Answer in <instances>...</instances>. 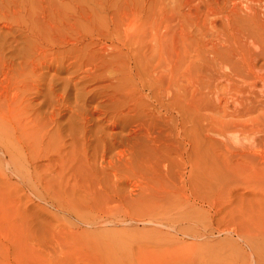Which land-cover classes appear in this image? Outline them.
<instances>
[{"label": "rangeland", "instance_id": "rangeland-1", "mask_svg": "<svg viewBox=\"0 0 264 264\" xmlns=\"http://www.w3.org/2000/svg\"><path fill=\"white\" fill-rule=\"evenodd\" d=\"M0 48V264H264V0H0Z\"/></svg>", "mask_w": 264, "mask_h": 264}, {"label": "bare ground", "instance_id": "bare-ground-1", "mask_svg": "<svg viewBox=\"0 0 264 264\" xmlns=\"http://www.w3.org/2000/svg\"><path fill=\"white\" fill-rule=\"evenodd\" d=\"M60 1V0H59ZM28 2V1H27ZM35 3H37V1L35 2ZM57 4V3H56ZM120 4V3H119ZM48 5V4H47ZM122 5V4H121ZM45 6V5H44ZM84 6V5H83ZM7 7V6H6ZM42 7V6H41ZM104 7V6H103ZM134 7V6H133ZM117 8V7H116ZM126 8V7H125ZM124 8V9H125ZM51 9V8H50ZM74 9V8H73ZM105 9V8H104ZM107 9V8H106ZM43 10V9H42ZM69 10H71V9H69ZM128 10V9H127ZM126 10V11H127ZM53 11H54V9H53ZM77 11V10H76ZM131 11H132V9H131ZM135 11V10H134ZM128 12H130V10L128 11ZM55 13V12H54ZM80 13V12H79ZM127 13V12H126ZM132 13V12H131ZM47 14H48V12H47ZM58 14V13H57ZM74 14V13H73ZM81 14V13H80ZM122 14H123V12H122ZM121 14V15H122ZM125 14V13H124ZM124 14H123V16H124ZM128 14H130V13H128ZM33 15V14H32ZM37 15V14H36ZM53 15H55V14H53ZM69 15V14H68ZM78 15V14H77ZM82 15V14H81ZM120 15V16H121ZM127 15V14H126ZM3 16V15H2ZM29 16V15H28ZM73 16H75V15H72V17H70V18H74ZM130 16V15H129ZM128 16V17H129ZM31 17V16H30ZM56 17H58V16H56ZM79 17V16H78ZM99 17V16H98ZM61 18V17H60ZM60 18L58 17V19L60 20ZM111 18V17H110ZM125 18H127L126 16H125ZM134 18V17H133ZM132 18V19H133ZM41 19V18H40ZM57 19V20H58ZM76 19V18H75ZM78 19V18H77ZM84 19V18H83ZM101 19V18H100ZM47 20V19H46ZM49 20V19H48ZM64 20V19H63ZM69 20V19H68ZM103 20V19H102ZM127 20V19H126ZM51 21L53 22V20L51 19ZM65 21V20H64ZM87 21V20H86ZM107 21V20H106ZM136 21V20H135ZM42 22V21H41ZM57 22H59V21H57ZM61 22V21H60ZM103 22H104V20H103ZM51 23V22H50ZM61 23H64V22H61ZM72 23V22H71ZM70 23V24H71ZM36 24V23H35ZM54 24V23H53ZM60 24V23H59ZM67 24V23H66ZM92 24V23H91ZM119 24V23H118ZM56 25V24H55ZM74 25H76V22H74ZM78 25V24H77ZM77 25L75 26V28H74V30H75V34H76V37H75V41H81V40H79V38H80V31H79V28L77 27ZM109 25H110V22H109ZM115 26V25H114ZM52 27H54V28H56L57 29V27H58V25L55 27V26H52ZM61 27V26H60ZM74 27V26H73ZM87 27V26H86ZM48 28V27H47ZM65 28V27H64ZM63 28V29H64ZM67 28H69V27H67ZM117 28V27H116ZM38 29V28H37ZM99 29V28H98ZM108 29V28H107ZM113 29V28H112ZM118 29V28H117ZM61 30V29H60ZM65 30V29H64ZM73 31V30H72ZM90 31V30H89ZM114 31V30H113ZM64 32V31H63ZM66 33H67V31H65ZM70 32V31H69ZM100 32V31H99ZM27 33H29V30H28V32ZM37 33V32H36ZM39 33V32H38ZM50 33V32H49ZM55 33V32H54ZM60 33V32H59ZM66 33H65V35H66ZM74 33V32H73ZM101 33H103V32H101ZM127 33V32H126ZM23 34V33H22ZM56 34V33H55ZM85 34V33H84ZM105 34V33H104ZM24 35V34H23ZM22 35V36H23ZM27 36H28V34H26ZM38 35V34H37ZM27 36H25V37H27ZM74 37V36H73ZM30 38H31V36H30ZM29 38V39H30ZM34 38V37H33ZM109 38V37H108ZM38 39L40 40V42L38 43V42H36L37 44H35L34 43V41L32 42V44H34L35 46H33V47H35L34 48V50L32 49L33 47H31L30 46V42H28V46H30L29 48L30 49H28V50H30V51H32L33 52V54H31V56H30V54H29V56L30 57H34V56H40V55H43V56H47V53L48 52H46L43 48H45V46H46V43H45V41H43V40H41V38L38 36ZM61 39V38H60ZM115 39V38H114ZM3 40H6L5 38L3 39ZM68 40V39H67ZM32 41V40H31ZM57 41V40H56ZM70 42V41H69ZM68 42V43H69ZM24 43V42H23ZM114 44V43H113ZM3 45V44H2ZM7 45V44H6ZM26 45V47L28 48V46ZM2 48V47H1ZM1 48H0V50H1ZM27 48H25L24 49V51L27 49ZM46 48H48L47 46H46ZM74 48V47H73ZM32 49V50H31ZM75 49V48H74ZM78 49V48H77ZM28 50L26 51V52H28ZM23 51V53H26V52H24ZM0 53H1V51H0ZM18 53H19V51H18ZM23 53H21L23 56L25 55V54H23ZM12 54V53H11ZM57 54V53H56ZM59 55V54H58ZM68 55V54H67ZM83 55V54H82ZM14 56V55H13ZM19 56V55H18ZM23 56H21V57H23ZM16 57H17V55H16ZM26 58H27V56H25ZM32 57V58H33ZM54 57V56H53ZM24 58V57H23ZM49 58V57H48ZM37 59V58H36ZM45 59V58H44ZM54 59V58H53ZM27 60V59H26ZM32 60V59H31ZM46 60V59H45ZM57 60V59H56ZM83 60V59H82ZM30 61V60H29ZM45 62V61H44ZM121 62V61H120ZM13 63V62H12ZM27 63V62H26ZM89 63V62H88ZM141 63V62H140ZM33 64V63H32ZM102 64V63H101ZM98 65V64H97ZM135 66V65H134ZM29 67V66H28ZM95 67V66H94ZM107 67V66H106ZM114 67V66H113ZM27 68V67H26ZM35 68V67H34ZM91 68H92V66H91ZM9 69V68H8ZM91 70V69H90ZM0 71H2V69L0 70ZM111 71V70H110ZM2 73V72H1ZM21 73V72H20ZM33 73V72H32ZM129 73V72H128ZM17 74V73H16ZM12 75V74H11ZM132 75V74H131ZM15 77V76H14ZM12 78V77H11ZM5 81V80H4ZM8 81V80H7ZM22 81V80H21ZM6 82V81H5ZM23 82V81H22ZM7 83V82H6ZM74 83V82H73ZM3 84V83H2ZM13 84H14V82H13ZM1 87H2V85H0ZM11 87V86H10ZM25 87V86H24ZM15 88H16V86H15ZM17 88H20V87H17ZM23 88V87H22ZM140 88V87H139ZM12 89V88H11ZM10 90V89H9ZM16 90V89H15ZM20 91H21V89H19ZM4 91V90H3ZM20 91H18V92H20ZM13 92H15L14 90H13ZM25 92V91H24ZM12 93V92H11ZM2 94V93H1ZM13 94H15V93H13ZM21 94H22V92H21ZM25 94V93H24ZM146 94V93H145ZM7 95V94H6ZM8 96H10L9 94H8ZM18 96V95H17ZM17 96H13L14 97V99L17 97ZM5 98V97H4ZM18 98V97H17ZM21 98H22V96L20 97L19 96V100H20V102H21ZM63 98V97H62ZM1 99V98H0ZM3 99V98H2ZM7 99H8V97H6V99H5V101H7ZM4 100V99H3ZM10 100H12V98L10 99ZM23 100V99H22ZM9 101V100H8ZM11 102V101H10ZM15 102V101H14ZM16 103V102H15ZM14 103V104H15ZM17 103H19L18 101H17ZM17 103H16V105H17ZM1 104H2V107L0 108V133H2L3 132V134H0V138H3V139H5L6 141H9V142H11L12 143V141H13V137H15L16 135V133L15 134H13L12 132H19V131H17V126H16V124L17 123H19V122H17L16 124H15V122L17 121H13V118H12V116H11V110H13L14 108L12 107V109H10V112H9V110H8V112H7V110L5 111L4 109H3V106H5V105H3V104H5V102H1ZM13 104V105H14ZM20 104V103H19ZM19 104H18V108H19ZM7 105H9V103H7ZM21 105V104H20ZM25 105V104H24ZM28 105H29V103H28ZM7 107V106H6ZM9 107H11V106H9ZM8 107V108H9ZM16 108H17V106H16ZM21 108V107H20ZM19 108V109H20ZM22 109V108H21ZM20 109V110H21ZM25 110V109H24ZM23 110V111H24ZM14 111V110H13ZM12 111V112H13ZM18 111V110H17ZM16 111V112H17ZM22 111V110H21ZM20 111V112H21ZM26 111V110H25ZM52 113V112H51ZM21 114V113H20ZM19 115V114H18ZM18 115H16V116H18ZM26 115H28V114H26ZM15 116V117H16ZM22 116V115H21ZM25 116V115H24ZM19 118V117H18ZM17 118V119H18ZM23 119H25L24 117H22ZM26 118H27V116H26ZM30 120H31V118H30ZM32 120H33V118H32ZM19 121V120H18ZM25 121H27L26 119H25ZM24 121V122H25ZM38 121V120H37ZM22 122V121H21ZM29 122H32V121H29ZM34 122V121H33ZM32 122V123H33ZM39 123V122H38ZM29 124V123H28ZM37 124V123H36ZM39 124H41V123H39ZM30 125V124H29ZM10 126L12 127V129L10 130ZM19 126V125H18ZM23 126V125H22ZM28 126V125H27ZM26 127V126H25ZM26 128H28V127H26ZM38 128H39V126H38ZM40 128H41V126H40ZM22 129V128H21ZM23 129H25V128H23ZM30 129V128H29ZM12 131V132H11ZM26 132H28V133H30L29 132V130H27ZM25 132V133H26ZM38 132V131H37ZM24 133V132H23ZM19 134V133H18ZM17 134V136L19 137L20 135H21V133L18 135ZM31 134H32V132H31ZM37 134V133H36ZM15 135V136H14ZM34 135V134H33ZM17 136H16V138H17ZM25 136H26V134H25ZM24 136V137H25ZM28 136V135H27ZM36 136V135H35ZM22 137V136H21ZM24 137H22L21 139H18V140H16L15 138H14V140H16L15 142H19V140H21L22 141V139L24 138ZM31 137V136H30ZM37 137V136H36ZM20 138V137H19ZM27 138V137H26ZM32 138V137H31ZM31 138H30V140H31ZM34 139H35V137H33ZM28 139V138H27ZM38 139V138H37ZM2 139H0V143H3V141H1ZM25 138H24V141H22L23 143L25 142ZM29 140V141H30ZM5 141V142H6ZM27 141V140H26ZM34 141V140H33ZM8 142V143H9ZM38 142V141H37ZM7 143V144H8ZM21 143V142H20ZM79 143V142H78ZM4 144V143H3ZM16 144V143H15ZM39 144V143H38ZM2 145V144H1ZM30 145V144H29ZM4 146H5V144H4ZM8 146V145H7ZM6 146V147H7ZM15 145H14V142H13V144H12V147H14ZM22 146H24V145H22ZM49 146V145H48ZM9 147H11V146H9ZM8 147V148H9ZM27 147V146H26ZM4 148V147H3ZM18 148V147H17ZM72 148V147H71ZM0 149H1V147H0ZM10 149V148H9ZM14 149H15V147H14ZM13 149V150H14ZM43 149V148H42ZM2 151H4V149H1ZM25 150V149H24ZM30 150H32V149H29V151ZM37 149H35V151H36ZM7 151V150H6ZM17 151V150H16ZM1 152V151H0ZM10 152H12V151H10ZM15 152V151H14ZM14 152L12 153V154H14ZM28 153V152H27ZM30 153V152H29ZM76 153V152H75ZM7 154H8V152H7ZM39 154V153H38ZM21 155V154H20ZM30 155V154H29ZM2 156V155H1ZM4 156V155H3ZM2 156V157H3ZM9 156H11V154L9 155ZM17 155L16 154H14V157H16ZM19 157V156H18ZM12 158H13V156L12 157H10V159L12 160ZM74 158V157H73ZM22 159V158H21ZM30 159V158H29ZM72 159V158H71ZM3 162V161H2ZM7 162V161H6ZM30 164V163H29ZM82 164V163H81ZM13 166V165H12ZM22 166V165H21ZM66 166V165H65ZM64 166V167H65ZM16 167V166H15ZM18 168V167H17ZM21 168V167H20ZM14 170V169H13ZM16 170V169H15ZM18 170V169H17ZM59 171V170H58ZM79 171V170H78ZM85 171V170H84ZM16 172V171H15ZM18 172H20V171H18ZM24 174H27V173H24ZM24 177L26 176V175H23ZM74 178V177H73ZM28 179H30V178H28ZM34 179V178H33ZM32 180V179H31ZM26 181H27V178H26ZM36 181V180H35ZM23 182V181H22ZM29 183H31V184H33V182H29ZM30 184V185H31ZM37 184V183H36Z\"/></svg>", "mask_w": 264, "mask_h": 264}]
</instances>
